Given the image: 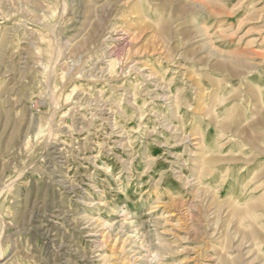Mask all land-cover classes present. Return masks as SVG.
Wrapping results in <instances>:
<instances>
[{"label":"rangeland","instance_id":"1","mask_svg":"<svg viewBox=\"0 0 264 264\" xmlns=\"http://www.w3.org/2000/svg\"><path fill=\"white\" fill-rule=\"evenodd\" d=\"M0 264H264V0H0Z\"/></svg>","mask_w":264,"mask_h":264}]
</instances>
